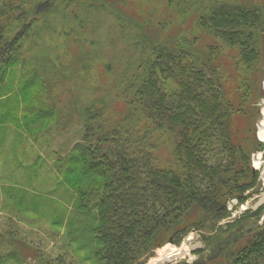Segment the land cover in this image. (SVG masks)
Returning <instances> with one entry per match:
<instances>
[{
  "label": "trees",
  "instance_id": "1",
  "mask_svg": "<svg viewBox=\"0 0 264 264\" xmlns=\"http://www.w3.org/2000/svg\"><path fill=\"white\" fill-rule=\"evenodd\" d=\"M58 1L0 0V98L26 43L45 32L41 24L58 13L75 22L71 1L62 11ZM92 1L119 22L122 45L136 33L127 42L142 53L138 66L113 81H107L111 64L101 62L106 69L85 108L84 137L68 160L58 161H67L58 170L77 195V210L97 214L96 257L101 264H144L167 243L180 245L192 231L218 228L234 239L194 264L222 258L264 264V225L243 234L247 222L260 221L264 206L219 227L231 217V201L244 205L261 190L252 156L264 151L255 128L264 97V0H197L187 11L180 7L186 0H168L170 8L177 2L178 16L140 22L119 8L125 0ZM99 46L95 41L85 50L97 53ZM32 85L33 79L25 81L20 90ZM109 85L122 88L124 99L109 95Z\"/></svg>",
  "mask_w": 264,
  "mask_h": 264
},
{
  "label": "rangeland",
  "instance_id": "2",
  "mask_svg": "<svg viewBox=\"0 0 264 264\" xmlns=\"http://www.w3.org/2000/svg\"><path fill=\"white\" fill-rule=\"evenodd\" d=\"M66 1L69 2H57L58 11L63 10ZM70 1L69 15H73L75 22L60 19V13L50 15L41 24L45 32L35 34L33 41L26 43L20 67L2 86L0 113L7 112L8 116L0 119V253H4L0 264H101L95 255L97 245L93 231L97 214L77 210V195L58 170L65 169L67 161L60 165L58 161L69 158L73 147L84 137L85 108L92 103L99 77L105 72L103 60L111 64L107 81H113L122 76L124 70L138 66L142 53L130 47L132 42H127L132 41L134 31L129 32L128 40L121 44L119 22H115L109 11L97 10L101 1ZM186 1L180 3L186 11L190 8L188 4L198 2ZM168 3V0H125L119 8L123 7L121 10L136 22L143 18L156 21L171 14L178 16L174 9L175 6L178 9L177 2L172 9ZM152 7L157 11L153 16ZM191 21L187 19L183 23L187 34H191ZM124 24L131 27L128 21ZM149 34L153 36L151 31ZM95 41L100 43L98 52L88 53L85 49ZM30 79L34 80V85L21 91L22 84ZM262 86L264 91V81ZM107 90L117 101L124 99L122 88L109 85ZM113 105L114 109L122 111L118 102ZM258 106L256 136L264 144L260 137L264 135V97ZM38 109L43 112L35 118ZM252 163L260 173L259 194L244 205L231 201L228 204L231 217L219 227L241 218L264 194V151L253 154ZM263 225L264 210L258 223L251 220L245 224L243 234L247 237ZM232 235L223 234L218 228L192 231L180 245L167 243L156 249L144 264H155L160 254L177 250H187V254L159 264H194L204 255L215 257V252L222 247L220 243H230L234 239ZM199 243L201 248H196ZM8 254L11 255L6 258ZM210 264H229V261L222 258L215 262L214 259Z\"/></svg>",
  "mask_w": 264,
  "mask_h": 264
},
{
  "label": "bare ground",
  "instance_id": "3",
  "mask_svg": "<svg viewBox=\"0 0 264 264\" xmlns=\"http://www.w3.org/2000/svg\"><path fill=\"white\" fill-rule=\"evenodd\" d=\"M263 115H264V111H263ZM262 124L264 125V120L262 122ZM260 137L262 139V141H264V135L260 134ZM187 254V250H177L171 253H162L158 256V259L155 260V264H159L162 263L165 260H169L170 258H178L180 256L186 255Z\"/></svg>",
  "mask_w": 264,
  "mask_h": 264
},
{
  "label": "water",
  "instance_id": "4",
  "mask_svg": "<svg viewBox=\"0 0 264 264\" xmlns=\"http://www.w3.org/2000/svg\"><path fill=\"white\" fill-rule=\"evenodd\" d=\"M264 205V194L258 199V201L255 203V205L252 207L253 211L258 210ZM201 243L196 245V248H201Z\"/></svg>",
  "mask_w": 264,
  "mask_h": 264
}]
</instances>
